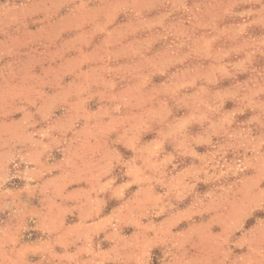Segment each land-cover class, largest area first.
<instances>
[{
    "label": "rangeland",
    "instance_id": "1",
    "mask_svg": "<svg viewBox=\"0 0 264 264\" xmlns=\"http://www.w3.org/2000/svg\"><path fill=\"white\" fill-rule=\"evenodd\" d=\"M0 264H264V0H0Z\"/></svg>",
    "mask_w": 264,
    "mask_h": 264
}]
</instances>
